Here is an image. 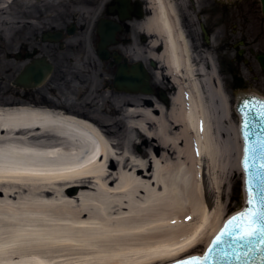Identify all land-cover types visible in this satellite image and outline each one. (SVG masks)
I'll return each instance as SVG.
<instances>
[{
    "label": "bare ground",
    "instance_id": "obj_1",
    "mask_svg": "<svg viewBox=\"0 0 264 264\" xmlns=\"http://www.w3.org/2000/svg\"><path fill=\"white\" fill-rule=\"evenodd\" d=\"M22 1L32 8L49 0H0V12L11 15ZM146 1L152 15L145 30L165 44L159 60L175 93L168 109L128 103L125 112L144 144L155 138L162 151L148 159L119 151L94 116L0 99V264H152L192 250L222 226L217 209L209 213L200 196L205 176L218 180L231 103L212 75L196 74L174 2ZM43 30L33 27L29 34ZM31 40L21 38L19 45L26 49ZM18 63L20 71L26 59ZM15 88L17 95L25 90ZM45 95L54 103L51 90ZM69 189L76 193L64 195ZM48 195L58 198L50 202Z\"/></svg>",
    "mask_w": 264,
    "mask_h": 264
},
{
    "label": "flooded vegetation",
    "instance_id": "obj_2",
    "mask_svg": "<svg viewBox=\"0 0 264 264\" xmlns=\"http://www.w3.org/2000/svg\"><path fill=\"white\" fill-rule=\"evenodd\" d=\"M172 1L196 74L202 71L212 75V84L220 86L231 102L233 91H243L244 85L243 3L232 0ZM49 2L53 5L49 17L55 19L60 15L56 9L60 0ZM75 4L82 9L65 10L55 19L58 25L45 26L46 30L33 36L47 47L52 46L50 56L37 46L26 49L20 46L16 52L17 61L25 58V65L42 56H46L52 65L51 74L43 85L22 89V93H27L33 100L39 88L47 87L51 90V101L56 102L53 98H60L52 86L61 88L66 85L68 102H81L82 99L84 102H116L111 95L122 93L128 96L122 102L140 96L146 106L161 102L168 109L164 102H171L175 86L170 76L164 77L165 67L159 60L165 49L163 40L145 30L144 23L152 15L148 1L75 0ZM160 67L164 70L161 77L157 75ZM121 70L126 74L142 70L147 77L149 92L121 91ZM199 80L205 86V76ZM45 97L42 98L44 102ZM43 101L27 100L32 103Z\"/></svg>",
    "mask_w": 264,
    "mask_h": 264
},
{
    "label": "rangeland",
    "instance_id": "obj_3",
    "mask_svg": "<svg viewBox=\"0 0 264 264\" xmlns=\"http://www.w3.org/2000/svg\"><path fill=\"white\" fill-rule=\"evenodd\" d=\"M48 2L49 1H44V3H40V1H37L35 6L31 8V6H27L28 4L25 3V1H22L14 5L11 15L2 14L0 12V21L5 20L10 23V30L7 29L9 28L7 24L0 25V29L3 28L5 31L3 33L0 32V99L6 100L10 98V100H23L24 97L25 101H43L42 98L45 95L47 87L39 88L34 93L33 100H30L27 93H22V91L18 93V95L16 93L13 80L19 72L17 71L19 61L16 60L14 55L19 50V40L21 38L27 39V37H31L32 42H30L32 43V46H37L44 53L50 56L52 46L47 47L45 44L41 43L39 39L36 41L35 38L29 34L31 29L33 27L40 29L45 26L49 27L52 25H58V22L55 19L62 15L65 10L82 9L75 4V0H60L59 6L56 7L60 15L55 19H51L49 17V13H51L52 10H48L42 6ZM232 2L243 3L244 87L241 92H255L257 95L264 97V70L261 69L259 62L256 59L257 55H264V15L261 13L260 2L259 0H232ZM67 13L68 12H66V14ZM29 22L33 24L32 27H27ZM23 26L26 28L21 30ZM8 32L10 39L6 35ZM250 50L252 53H250ZM8 55H10V57H8ZM51 86H49V88ZM52 87L54 89V93L60 98V100L53 98V100L56 101L54 104L44 101L41 102L42 104H48L50 106L47 107L53 109L64 110L67 114H86L96 117L100 121V126L106 125V131L117 143L119 151L128 149L134 155H138L144 159H148L150 152L157 155L162 151L163 148L157 145L155 138L149 137L148 143L144 144V137L140 135L138 131L131 130L128 126V115L125 112V109L129 107V105H127L128 103H132L130 107L134 108H153V106L150 107L144 105V102H141L140 96L134 97V100L137 102H132L134 101L133 98H130L129 102H125L126 100L122 102L124 97H128L127 94L124 95L122 93L111 95L116 102H84V99H82L81 102H68L66 99L68 95L64 89L66 88V85L61 88L55 86ZM237 92L238 91H233L231 97L232 129L228 134L229 141L228 144H226L228 149L224 154L222 167L218 171V180L215 181L209 179L208 176H205L201 186L202 194L200 197L202 204L208 207L209 213H213L215 208L217 209V212L220 214L219 223H223L229 215L235 213L237 209H241L244 202L242 191V173L238 164L241 154V141L236 132V127L239 126V117L234 111V104L236 101L235 95H237ZM157 103L161 105V102ZM114 110H118V112L116 113ZM153 113L156 114V112ZM149 125L151 124H148V126ZM112 186H114L113 183L111 184V187ZM64 195L69 196L70 192L66 190ZM57 198V195H48L46 200L55 202ZM211 238L212 237H209L208 240L210 241ZM208 240L188 252H183L171 258L163 259L152 264L171 263L172 259L185 256L189 252H192V254H201L200 251H194V249H200L201 247L206 249V243Z\"/></svg>",
    "mask_w": 264,
    "mask_h": 264
},
{
    "label": "snow or ice",
    "instance_id": "obj_4",
    "mask_svg": "<svg viewBox=\"0 0 264 264\" xmlns=\"http://www.w3.org/2000/svg\"><path fill=\"white\" fill-rule=\"evenodd\" d=\"M238 113L244 139L243 210L227 220L206 250L194 249L200 255L189 252L171 264H264V100L244 97Z\"/></svg>",
    "mask_w": 264,
    "mask_h": 264
},
{
    "label": "water",
    "instance_id": "obj_5",
    "mask_svg": "<svg viewBox=\"0 0 264 264\" xmlns=\"http://www.w3.org/2000/svg\"><path fill=\"white\" fill-rule=\"evenodd\" d=\"M259 1L261 3V11L264 14V0H259ZM258 60L261 64L262 68L264 69V56L263 55L258 56ZM50 71H51V66L49 64H46L43 60H36L33 62L32 65L27 66L24 69L21 76H19V78H17L14 81V84L17 86L18 85L23 86L24 88L39 86L44 81L46 76L50 73ZM119 82H120V89L123 91H129V92L142 91L144 93L148 92L147 77L142 70H141V72L136 71L135 73H130V74H126V73H124L123 70H121L120 74H119ZM237 94H238V92H237ZM243 94H256V93L255 92H243ZM247 97L255 98L256 100H264V99H261V98L256 97V96H247ZM240 101L236 105V111L237 112H238V109L240 106ZM241 123H242V117H241ZM240 134H241V137L243 139V133L241 130V125H240ZM243 148H244V139H243ZM242 159H243V156H242ZM241 162H242V160H241ZM241 167H242V163H241ZM242 170H243V168H242ZM243 172H244V170H243ZM69 192H70V195H73L74 193H76V189H71ZM239 210L240 209H237V211H239ZM226 223H227V221L225 222V224ZM194 255H200V254H194ZM167 264H169V263H167Z\"/></svg>",
    "mask_w": 264,
    "mask_h": 264
}]
</instances>
